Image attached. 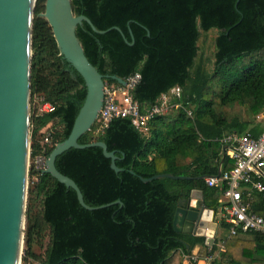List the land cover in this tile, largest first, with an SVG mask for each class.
I'll list each match as a JSON object with an SVG mask.
<instances>
[{"label": "trees", "instance_id": "1", "mask_svg": "<svg viewBox=\"0 0 264 264\" xmlns=\"http://www.w3.org/2000/svg\"><path fill=\"white\" fill-rule=\"evenodd\" d=\"M44 4L36 0L33 12L30 96L31 103L41 97V105L53 111L39 114L31 108V159L41 150L45 129L52 131L54 145L68 138L86 96L83 79L60 55L40 16ZM71 6L98 31L118 28L127 41L114 29L99 35L86 23L76 28L87 60L104 83L118 84L139 73L132 97L141 112L175 87L181 89L176 101L181 107L173 116L155 117L146 133L116 118L103 132L95 134L94 124L78 139L79 145L105 144L115 153L118 173L100 148L69 149L56 158V170L77 185L87 206L117 201L121 206L86 211L72 189L30 167L21 264L29 258L35 264H183L196 246L205 248L206 239L173 230L179 202L198 191L205 209L215 214L218 191L201 178L218 172L216 140L260 129L253 119L264 105V0H71ZM212 29L217 35L207 72L196 60L201 32ZM229 166L224 157L222 170ZM160 175L172 178L140 180ZM36 200L40 215L33 212ZM45 228L49 244L37 260L29 250L34 239H43ZM218 240L210 249V255H218L211 264H264V237L228 236L223 252Z\"/></svg>", "mask_w": 264, "mask_h": 264}, {"label": "water", "instance_id": "2", "mask_svg": "<svg viewBox=\"0 0 264 264\" xmlns=\"http://www.w3.org/2000/svg\"><path fill=\"white\" fill-rule=\"evenodd\" d=\"M35 3L36 0H0V264H19L21 258L27 199L31 31ZM40 16L51 28L60 55L81 76L86 88L84 102L71 132L64 142L55 145L51 151L44 173L72 189L79 205L86 211L93 212L112 205L121 206L119 201L98 208L87 206L77 185L56 170L55 160L69 149L94 147L102 150L114 172L121 171L115 166V153L108 152L102 142L88 145H79L77 142L95 124L103 104L104 81L87 60L76 37V28L86 23L99 35L114 29L127 41L118 28L98 31L88 18L75 16L71 0H45L44 13ZM147 36H150L148 31ZM117 82L124 85L123 80ZM160 178L172 177L160 175L140 180L145 183ZM192 195L193 192L188 200L179 202L173 216V230L176 233L204 237L206 244L213 246L217 228L213 221L214 213L205 209L201 200L193 199Z\"/></svg>", "mask_w": 264, "mask_h": 264}, {"label": "built area", "instance_id": "3", "mask_svg": "<svg viewBox=\"0 0 264 264\" xmlns=\"http://www.w3.org/2000/svg\"><path fill=\"white\" fill-rule=\"evenodd\" d=\"M139 81L140 75L135 73L124 80V85L104 83L103 104L95 121V134L103 132L111 120L116 118L128 119L136 130L146 133L148 123L155 117L166 114L169 108L181 107L176 102L181 97V89L175 87L161 95L153 106L141 112L139 104L132 97ZM40 111L52 112L53 107L43 104ZM186 113L191 117V111L186 110ZM253 120L260 129L231 133L216 140L221 156L219 171L214 176L203 178L208 188L218 191V208L213 215L216 229L223 225L228 236L232 237L239 234L264 237V105ZM52 135L50 129L43 131L41 150L34 159L30 158V148L28 149V168L32 167L37 174L44 173L48 159L45 154L48 149L55 147ZM224 157H227L230 164L225 171L222 170ZM211 247L207 245L208 259L212 257ZM223 251L222 241L219 252ZM184 259L190 264L198 262L194 256H186Z\"/></svg>", "mask_w": 264, "mask_h": 264}, {"label": "rangeland", "instance_id": "4", "mask_svg": "<svg viewBox=\"0 0 264 264\" xmlns=\"http://www.w3.org/2000/svg\"><path fill=\"white\" fill-rule=\"evenodd\" d=\"M217 35V31L215 29L210 30L207 33H202L201 32V38L199 40V57L196 60V63L202 64L207 72L212 71V61H213V54H214V39ZM41 102L42 98L41 97H35L33 103H31V96H30V102H29V117H30V112L31 108L33 107L39 114L42 112L40 111L41 108ZM175 114V109L169 108L166 114L164 115H169L173 116ZM246 120H250L251 118L248 115H245ZM30 130V127H29ZM29 135V134H28ZM30 136V135H29ZM30 141V139H29ZM28 141L29 148H30V142ZM28 165H27V174H28ZM34 183V182H33ZM32 185V183H29V179L27 176L26 179V192L28 190V186ZM27 197V195H26ZM27 201V199H26ZM40 202L38 200L35 201L33 205V212L36 215H40L41 209H40ZM26 209V207H25ZM218 217V216H217ZM24 231H25V221H24V226H23V237H22V244H21V258H20V263H22V258L24 257L25 253V241H24ZM228 237V233L224 230H222L220 227L217 229V239L218 240V245L217 248L220 247L222 241ZM49 244V230L48 228H45L44 234H43V239L36 238L34 239L31 248L29 250V253L35 256V258L38 260H41L44 256V253L46 251V248ZM209 254L207 248L204 249V251L201 252V254L196 257L197 259H201L205 264H211V262L218 257L217 253L212 255L210 259H208ZM208 259V260H207ZM27 264H35L34 260L29 258L27 260Z\"/></svg>", "mask_w": 264, "mask_h": 264}, {"label": "crops", "instance_id": "5", "mask_svg": "<svg viewBox=\"0 0 264 264\" xmlns=\"http://www.w3.org/2000/svg\"><path fill=\"white\" fill-rule=\"evenodd\" d=\"M192 198L193 199H196V200H201L202 202V196H201V193L198 192V191H194L193 192V195H192ZM215 235H214V239L217 238V229L215 230ZM205 248H207V244L205 242ZM204 247H201V246H196L193 250H192V253H191V256H194V257H198L202 251H204L205 249ZM183 264H190L188 262H186V260L184 259L183 261ZM195 264H204V262L201 260V259H198V262L195 263Z\"/></svg>", "mask_w": 264, "mask_h": 264}, {"label": "clouds", "instance_id": "6", "mask_svg": "<svg viewBox=\"0 0 264 264\" xmlns=\"http://www.w3.org/2000/svg\"><path fill=\"white\" fill-rule=\"evenodd\" d=\"M211 235V232H209V236ZM206 243H207V241H206Z\"/></svg>", "mask_w": 264, "mask_h": 264}]
</instances>
